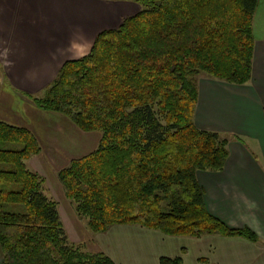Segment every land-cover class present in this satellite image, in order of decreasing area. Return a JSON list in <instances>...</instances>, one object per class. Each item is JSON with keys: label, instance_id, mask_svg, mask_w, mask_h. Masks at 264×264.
<instances>
[{"label": "trees", "instance_id": "obj_1", "mask_svg": "<svg viewBox=\"0 0 264 264\" xmlns=\"http://www.w3.org/2000/svg\"><path fill=\"white\" fill-rule=\"evenodd\" d=\"M136 1V14L98 33L89 52L65 61L34 99L101 133L95 150L57 172L66 198L93 232L133 223L258 240L248 226L207 211L196 171L223 168L228 135L194 123L200 75L250 80L258 0ZM39 151L27 128L0 121V264H115L68 239L44 178L26 165ZM159 262L184 264L179 254Z\"/></svg>", "mask_w": 264, "mask_h": 264}, {"label": "crops", "instance_id": "obj_2", "mask_svg": "<svg viewBox=\"0 0 264 264\" xmlns=\"http://www.w3.org/2000/svg\"><path fill=\"white\" fill-rule=\"evenodd\" d=\"M139 9L136 0H0V121L25 127L36 138L40 151L26 165L44 178L46 195V174L58 178L71 160L96 149L101 133L81 130L34 99L65 61L86 55L98 33L117 28ZM252 34L250 80L236 84L200 75L194 123L228 135L223 168L196 171L207 211L229 226H248L259 239L166 234L133 223L90 233L73 208H64L68 198L59 181V192L52 187L47 196L56 201L71 242L103 251L115 264H162L160 255L177 254L184 264H264V0L257 2ZM2 257L0 246V262Z\"/></svg>", "mask_w": 264, "mask_h": 264}, {"label": "rangeland", "instance_id": "obj_3", "mask_svg": "<svg viewBox=\"0 0 264 264\" xmlns=\"http://www.w3.org/2000/svg\"><path fill=\"white\" fill-rule=\"evenodd\" d=\"M46 182H47V189L48 190H46V193H47V195H52V187L53 188H55V189H57V191H58V184H59V179L58 178H55L54 179V177L52 178L51 177V175L48 173V174H46ZM56 182H58V183H56ZM59 192V191H58ZM66 199V198H65ZM57 200V199H56ZM68 200V199H67ZM58 201V200H57ZM62 202H63V204H64V208L66 209V211L68 210L69 211V209L68 208H73V205L69 202V200H68V203H67V201H66V203L64 202V199L62 200ZM69 204V205H68ZM60 207H61V205H59ZM72 206V207H71ZM73 210H74V208H73ZM70 212V211H69ZM74 212H75V210H74ZM81 220L83 221V222H85V220H84V218H81ZM81 221V222H82ZM86 229H88V227L86 226ZM88 231L90 232V233H92L91 232V230L90 229H88Z\"/></svg>", "mask_w": 264, "mask_h": 264}]
</instances>
